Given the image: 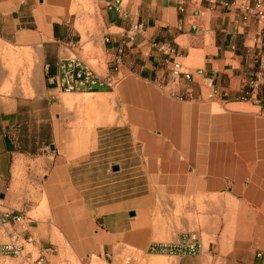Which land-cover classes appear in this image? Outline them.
<instances>
[{"label":"crops","instance_id":"1","mask_svg":"<svg viewBox=\"0 0 264 264\" xmlns=\"http://www.w3.org/2000/svg\"><path fill=\"white\" fill-rule=\"evenodd\" d=\"M94 1L104 23L107 59L123 50L119 76L127 80L119 84L121 91L140 99L135 100L136 107L146 101L142 110L148 112H141L140 118L137 108L133 119L151 121L150 129L156 130L150 134L143 129L140 134L152 184L175 198L206 197L205 202L217 203L200 215L199 230L211 238L206 247L199 238L197 254L173 258L177 264H264V92L258 100L242 97L263 53L257 44L261 22L243 21L232 7L217 4L209 11L204 2L197 5L192 0H121L120 15L105 11L103 0ZM53 9L46 0H0L1 40L24 43L35 41L33 35L41 39L45 92L30 100L48 104L56 97L48 78L55 74L62 55L75 53L77 37L68 20L49 13ZM132 23H140L143 32L129 41L123 33ZM163 44L171 45L174 52L161 53ZM173 59L191 74L189 80L181 77L172 82ZM203 77L213 81L209 102H204ZM132 79L173 92L182 100L149 98ZM27 105L24 100L0 97V217L4 212L22 214V234L32 237L41 231L26 214L40 197L38 178L46 167L45 162L32 161L30 141L28 146L24 143L32 138ZM37 118V123L47 121ZM52 172L59 176L61 166L55 165ZM128 213L111 208L101 215L99 227L105 239L131 231ZM2 228L6 233L7 226ZM43 264L50 263L46 259Z\"/></svg>","mask_w":264,"mask_h":264},{"label":"rangeland","instance_id":"2","mask_svg":"<svg viewBox=\"0 0 264 264\" xmlns=\"http://www.w3.org/2000/svg\"><path fill=\"white\" fill-rule=\"evenodd\" d=\"M46 3L54 8L49 13L73 25L77 36L75 54L98 74H106L108 59L102 40L105 28L95 1ZM30 38L36 40L8 43L0 39V97L28 102L32 138L24 143L28 146L30 141L32 161L45 162L46 167L38 178L40 197L26 214L41 232L33 234V244L23 242V254L30 253L36 259L41 253L50 264H177L175 258L153 254L149 248L156 243L176 242L188 232L201 238L206 247L211 238L199 230L203 225L200 215L217 203L215 199L205 202L206 197L175 198L152 184L145 171L147 147L140 134L143 129L150 134L156 130L150 129L151 121L133 119L137 108L140 118L141 112L148 111L142 110L146 101L142 99L136 107L135 100L140 99L121 91L120 85L127 78L122 76L113 89L97 90L107 93L56 91L51 104L31 101L43 96L45 85L41 39L36 35ZM132 80L149 98L157 95L176 101L156 85ZM37 117L46 123H37ZM55 165L61 166L59 176L52 172ZM114 165L118 171H112ZM111 208L135 215H128L132 225L128 234L107 240L99 223L101 215ZM158 219L163 223L156 227ZM6 241L0 225V243ZM46 248L49 250L43 251ZM20 263L21 259L0 258V264Z\"/></svg>","mask_w":264,"mask_h":264},{"label":"built area","instance_id":"3","mask_svg":"<svg viewBox=\"0 0 264 264\" xmlns=\"http://www.w3.org/2000/svg\"><path fill=\"white\" fill-rule=\"evenodd\" d=\"M197 5L203 2L206 4L207 10H213L217 4L232 7L239 13L243 21L256 20L261 22L262 29L257 36V44L262 48L263 53L258 60V70L254 78L249 82L248 90L243 93L244 99L258 100V95L264 92V0H192ZM104 10L115 14H122L121 0H103ZM200 18L204 15L202 12L197 13ZM143 32V26L140 23H132L130 27L123 33V37L129 41L135 36ZM108 41V40H107ZM159 51L163 54H172L174 51L169 44L159 46ZM123 50H118L112 54L107 61V72L104 75L98 74L90 68L85 61L75 53L62 56L56 65V72L48 78V83L54 85L57 92L61 93H81L93 92L101 89H113L120 81V70L122 65ZM198 74L202 72L199 70ZM170 77L172 82L177 81L181 77L185 80L191 78V74L185 72L182 64L176 60L170 62ZM203 86L206 90V100H211L214 96L212 90L213 81L211 78H202ZM169 96L176 100H182L173 92H169ZM25 217L20 213L4 212L0 217L2 226H7V241L0 243V258L21 259L20 264H43L46 261L45 255L39 253L36 259H32L30 253H24L26 244H31L33 238L24 236L22 233L25 229H21ZM17 225V226H16ZM201 247L200 239L191 232L181 235L176 242L156 243L152 244L149 251L153 254L174 257L177 255L189 254L195 255Z\"/></svg>","mask_w":264,"mask_h":264},{"label":"water","instance_id":"4","mask_svg":"<svg viewBox=\"0 0 264 264\" xmlns=\"http://www.w3.org/2000/svg\"><path fill=\"white\" fill-rule=\"evenodd\" d=\"M49 148H50L51 150H54V146H53V145H50ZM118 170H119V167H118L117 165L112 166V171H118ZM128 215H129L130 217H132V216L135 215V212H129Z\"/></svg>","mask_w":264,"mask_h":264},{"label":"bare ground","instance_id":"5","mask_svg":"<svg viewBox=\"0 0 264 264\" xmlns=\"http://www.w3.org/2000/svg\"><path fill=\"white\" fill-rule=\"evenodd\" d=\"M80 22V21H79ZM76 94H92V93H76ZM78 101V100H77ZM75 101V102H77ZM81 102V101H80ZM73 103V102H72ZM84 103V102H83ZM163 221L161 219H158L155 223L156 227H159L160 225H162ZM160 256V255H159Z\"/></svg>","mask_w":264,"mask_h":264}]
</instances>
